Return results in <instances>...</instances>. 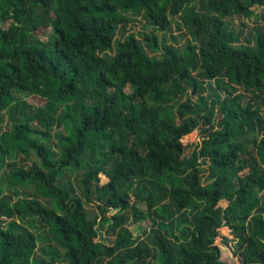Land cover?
Masks as SVG:
<instances>
[{
    "label": "trees",
    "instance_id": "trees-1",
    "mask_svg": "<svg viewBox=\"0 0 264 264\" xmlns=\"http://www.w3.org/2000/svg\"><path fill=\"white\" fill-rule=\"evenodd\" d=\"M254 6L0 0V264H264V11L246 45L228 20ZM130 14L191 40L118 38Z\"/></svg>",
    "mask_w": 264,
    "mask_h": 264
},
{
    "label": "rangeland",
    "instance_id": "rangeland-1",
    "mask_svg": "<svg viewBox=\"0 0 264 264\" xmlns=\"http://www.w3.org/2000/svg\"><path fill=\"white\" fill-rule=\"evenodd\" d=\"M254 15L251 17H239V16H233L232 18H229L228 20L230 21L232 27L236 29L238 32L241 33L240 39L241 42L240 44L246 45L248 44V38H252L251 33L254 32V26L258 23H262L260 19L261 13L264 11V6H254ZM131 22L128 23L124 29H120L118 38H123L125 35L128 34H134L138 40L142 42V45L145 46V42L143 40V34H149V33H154L157 36L158 42L161 44V42H166L169 44H173L175 47L178 49H181L182 47L185 46L186 43H188L191 40L190 35L186 32L185 29H179L178 27V19L177 17L175 18L174 22L171 23L170 29L165 32L157 31L155 30L144 18L142 15H132L130 14ZM48 34H52V30H48ZM253 39V38H252ZM146 48V47H145ZM148 50V48H146ZM148 52L153 55L151 51L148 50ZM111 55L115 54V50L113 52H110ZM205 87L208 90L205 93V96H209L210 91L209 87L207 84V81L204 82ZM212 84V82H210ZM130 90H128L129 92ZM242 93L243 90H241ZM190 95L193 100H197V96H195L191 91ZM20 97L24 100H27L29 103L32 104H38V99L30 96L28 94H21ZM250 97V95H249ZM184 100V99H183ZM0 118H4V121L0 122V128L2 130L6 129V124H7V116L5 112L0 114ZM202 140L201 137V131L200 129L195 130L192 134L187 135L184 138V141L190 142L193 144L198 143L199 141ZM52 143L55 145V141L53 140ZM106 182L105 179H103V183ZM140 208L142 210H145L146 207L144 205H141ZM150 226V222L148 220L142 221L139 224L132 225L130 229L134 233L135 236H141L142 232L146 229H148ZM37 232V231H35ZM221 234L223 236H228L231 238L228 229L223 228L221 230ZM37 236L39 237L38 240V246L46 245L47 242H45L44 236L45 234L41 231L37 232ZM144 236H142L143 238ZM219 245H221L222 248V258L227 262V264H241L240 259L238 257H234L232 255V247H227L224 246L220 240H218Z\"/></svg>",
    "mask_w": 264,
    "mask_h": 264
}]
</instances>
